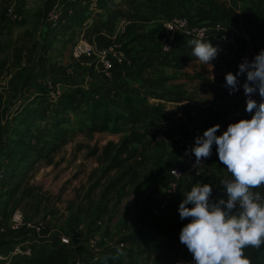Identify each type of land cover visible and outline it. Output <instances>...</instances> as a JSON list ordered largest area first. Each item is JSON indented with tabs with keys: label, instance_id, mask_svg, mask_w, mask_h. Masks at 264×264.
<instances>
[{
	"label": "rangeland",
	"instance_id": "374dc122",
	"mask_svg": "<svg viewBox=\"0 0 264 264\" xmlns=\"http://www.w3.org/2000/svg\"><path fill=\"white\" fill-rule=\"evenodd\" d=\"M70 1L72 2L69 5L66 0H0V148L14 153L11 165L6 167L5 173H2L3 175L0 177V212L2 213L0 219L1 221L8 220L15 209H20L26 217L34 219H40L49 214L52 217L49 225L58 228L59 232L71 234L76 230L85 238L89 231L92 233L95 229L99 233V240L103 241L104 238H120L138 229L141 218L166 217V220H172L177 217L178 212L173 207L169 208L166 213L158 212L159 209L157 212L152 211V207L156 206L160 199H163L162 180L160 179L162 175L164 177L167 167L171 163L184 162L183 150L189 148L193 143L194 136L202 132L200 127L197 128V121L189 122L191 117L202 119L204 112L213 103L210 102L207 105L208 102L203 100L205 94L197 93L202 91V84L205 82L200 78L204 70L199 71L201 72L199 75L194 74L191 78L184 76L172 84L171 82L158 83V80L154 79L148 69H145L141 78H137L141 91L132 88L133 76L127 77L125 80L130 82L128 83L130 84L128 85L130 89L128 96L140 109V122L136 123L137 126L155 114L154 117H151L152 125L147 130L163 134L164 140L149 141L147 153L151 159L139 169L138 177L136 179H132L131 176L125 178L116 189L104 196L105 185L114 179L117 173L110 171L98 185L96 182L99 177L88 178V174L93 170V163H97L94 156L89 155L98 141L94 134L104 132H86L73 142L55 147L52 144L56 142L53 138L56 133L52 136H49V132L43 134V132L52 129L50 126L43 125L41 130L28 127L24 124V115H21L22 110L26 108L34 109L33 99L36 95L33 94L37 93L36 83L43 80L51 82L54 73L59 74L60 68L66 71L69 76L78 79V82L84 81L82 65H78L75 60L78 57L74 56V50L81 42L93 44L96 38L89 42L87 37L82 36L79 25L90 24L88 18L95 15V8L102 10L106 5L114 4L118 0H92L93 5L91 4V6L85 0ZM131 2L139 12L143 13L144 9H151V7L148 8L151 5L147 0H131ZM54 4L60 9V21L50 29L47 25L46 14ZM250 4V0H240L241 23L240 26L235 27L236 33L233 35L235 36L233 39L237 40L239 45L244 44L242 42L243 35L248 36L254 32L251 28L252 24L250 25L249 13L252 9ZM10 6L15 12H18L19 20L11 21L4 15V10ZM80 11L82 14L78 13ZM63 14H67L66 18H72L73 22L70 21L66 25L65 20L61 21ZM89 15L91 16L89 17ZM167 19L164 18L163 22ZM128 33L129 29L126 25L121 27L119 41L122 42L125 36L128 38ZM128 46V44L121 45V49L129 52L127 51ZM241 56L237 62L242 60ZM132 58H134L133 55L129 58L130 61ZM236 60L235 55L231 56L225 64L223 73L237 67ZM199 63L192 56L189 63V66L192 67L190 70L197 69ZM68 70L71 71L68 72ZM195 72L193 71V73ZM149 77L152 82L147 84L145 80ZM94 81H96L95 76ZM139 82L144 84L141 85ZM219 89L215 92V100L219 101L221 97L225 98L223 100L224 107H227L235 94L234 103L239 109L244 108L245 95L242 88H238L236 93L231 94L226 87ZM49 90L52 96L61 94V91L62 95L67 92L66 89L60 88L52 90L49 87ZM166 90L185 91V94L188 91L196 94L195 102L185 103L188 106L195 104L196 108H192L189 110V115H185L182 108H180L181 111L178 109L177 102L169 100L171 93ZM157 96H160L161 102L160 100L155 101ZM227 98L229 99L228 103ZM112 100L116 102V98L113 97ZM152 104H159V106L153 107ZM158 108H163L164 113H159ZM219 108L221 109V107ZM106 109L112 115L123 114V117L112 125L113 128L115 125H118L117 128H126V124H128L126 121L130 117L129 112L122 113L120 105L115 103H111ZM172 111L176 112V115H173L175 121L176 119L181 120L180 115H182L184 119L187 118L188 122L183 125L179 122H176L179 123L178 125L172 124V119L170 120L169 117ZM217 119L219 124L225 123L224 117L219 116ZM17 132L25 135L26 144L28 140L31 142L32 133L35 134L34 147L39 153L27 152L25 146L16 147L12 141L18 137ZM151 136L148 134L147 138L149 139ZM120 137L122 136L120 135ZM155 148L159 158L157 161L154 159L153 150ZM1 156H4L3 153L0 154V158H2ZM13 166L14 172L11 169ZM99 169H101L100 165L94 169L96 176L99 175ZM0 172H2L1 168ZM225 177V171L219 170L218 180ZM73 181L75 182L73 183ZM210 182L208 181L209 184H212ZM189 187L190 184L184 182L182 188L174 195L173 200L182 197ZM89 188L91 191L94 188L92 194L87 193ZM99 218L102 220V225L96 229L94 224ZM73 220L76 222H72ZM174 248L187 257L191 256L185 246H181V249L177 244ZM172 254L173 251L170 248L168 255L153 256L149 263L134 257L131 260L127 259L126 264L129 261L131 264H172Z\"/></svg>",
	"mask_w": 264,
	"mask_h": 264
},
{
	"label": "trees",
	"instance_id": "16d2710c",
	"mask_svg": "<svg viewBox=\"0 0 264 264\" xmlns=\"http://www.w3.org/2000/svg\"><path fill=\"white\" fill-rule=\"evenodd\" d=\"M85 1L86 3L90 4L91 0ZM147 1L148 3H155L157 0ZM195 1H197L199 4L206 5L209 9V14L212 15V19L219 21L224 28L230 26H240V0ZM160 4L163 10H174L172 0H161ZM2 16L3 14L1 15V17ZM66 17H68L67 14H63L61 21L65 20V24H68L70 21L73 22L72 18ZM136 17L137 12L135 11L131 0H118L114 4L106 5L102 10L95 9V15L90 18V24L79 25L80 32L82 33L83 37H87L88 41L92 42L93 39L99 37L102 34H111L121 20H131ZM204 39H207L210 42L212 40V37L208 36ZM213 44L216 46L222 45L220 41L216 40L213 42ZM188 50L189 46L184 41H177L172 49L166 55H164L167 60L164 61V63L168 65L169 61H173L174 63L172 64V66L175 68H180L190 59ZM87 59L88 58L84 55L78 57V60H83L85 62L88 61ZM237 61L238 57L235 62ZM150 64L151 62L147 60L144 63H141L136 71V77L141 78L143 70L148 68ZM236 64L238 65V62ZM235 69H237V67H233L231 72H235ZM219 80L224 82V76ZM145 82L147 84H150L152 80L149 77L147 80H145ZM139 83L141 85L144 84L143 82ZM204 85L207 86V89L211 88L206 84V82H204ZM75 92L78 93L79 90H76ZM171 96L172 97L169 98V100L175 102L187 101V103H193L196 101L195 99H191L193 97L187 96V94H185V91L175 92ZM234 97L235 94L224 110L223 117L225 118V126L221 127L218 130L217 134H219V131L223 130L229 122L235 121L241 117L247 118L250 115V113L245 112L244 108H238L237 104L234 103ZM253 98L257 101H259L260 99L258 94H254ZM74 99V95L72 94H56L55 96H52L50 92V94L48 95H41L39 99L41 110L38 114V119H50L51 122L56 126L62 123H70L69 113H73L75 111V108H77V106L74 105ZM111 103L112 102L110 101L92 99V106L82 107V109L80 110V116L73 122L75 124V128H73L72 130L65 129L62 132H59V138L57 142L52 144V146H59L67 140L69 135L76 134V132H116L117 128H113L112 125L116 124L118 119L123 117V114L112 115V113L106 109L109 105H111ZM186 104H184L181 108L185 115H189V110H192V108H196V105L189 104L191 106H188ZM152 106L158 107L159 104H152ZM120 110L122 111V113H130L133 124L140 122V109L133 102V100L129 98L128 95L122 99ZM158 112L163 114L164 109L158 108ZM148 134L152 135L151 137H149V139L147 138ZM155 134L156 132H149L147 129L141 131L136 128H131L128 135L121 138V140L117 142L108 141L100 149L98 147H94L91 150L90 155H96V159L101 166V170L98 176L99 179L97 180L96 185L100 184L102 178L105 177L110 171H115L117 173V176L105 185L103 189L104 196H106L113 189H116L125 178L131 176L132 179H136L138 177L139 169L144 163L148 162L151 159V156L147 153V150L149 141L153 142L155 140ZM16 135L18 137L15 141H12L16 147L25 146L27 148V152L34 151L36 153H39V151L33 145L29 144L28 142L27 144L25 143V135H21L19 132L16 133ZM153 151L155 154L154 159L157 161V159L159 158L156 153V148ZM0 153H3L4 155L2 156L3 160L12 161L14 154L13 152H9V150L5 148H0ZM193 161L194 157L191 154V158L188 162H183V164H176L181 166L182 173L186 175L187 173H189L188 170L190 167V163H193ZM172 164L174 163H171L169 166H171ZM198 167L200 171L199 174L190 172L193 176V180L191 183H208L207 181H211L212 184H209L210 186H212L211 198L216 199L220 196H223V189L219 185L218 171L224 170L226 177L229 174L227 173L226 168L218 161L215 152V145H213L211 155L208 158L202 160L201 164L198 165ZM94 175L95 170L91 173L90 179H92ZM164 178L165 175L164 177L162 175L160 180L163 181ZM253 190L259 191L262 195H264V186ZM173 197L174 196H172L167 201V203L159 209L158 212L166 213L171 207L177 210V205L182 197L176 200H173L175 198ZM161 218H141L138 229L129 234L127 233L121 236V241L124 245L121 249L106 250L103 252L99 261L92 262L91 264H126L127 259L131 260L134 257L140 258L145 263H149L153 256L155 257L158 254H161V256L168 255V250L170 248H174V246H176L177 244L180 245V248L181 246H184L179 242L178 232L180 227L187 222V218L181 220L178 215L175 219L172 220H166V217H163L162 219ZM40 243L41 244L34 251L33 255L30 258L16 259L15 264H72L70 255L67 254L62 246H59L55 243L50 244L49 242ZM244 253L245 256L249 259V264H264V244H262L258 248L249 246L244 249ZM182 255L186 257L184 254ZM127 264H131L130 261Z\"/></svg>",
	"mask_w": 264,
	"mask_h": 264
},
{
	"label": "clouds",
	"instance_id": "9594fccd",
	"mask_svg": "<svg viewBox=\"0 0 264 264\" xmlns=\"http://www.w3.org/2000/svg\"><path fill=\"white\" fill-rule=\"evenodd\" d=\"M188 43L201 65H211L217 57L218 47L207 39ZM224 85L229 94L243 89L244 110L250 115L229 122L219 134L220 125L213 123L189 146L198 166L215 145L218 161L229 174L219 181L223 196L212 199V186L196 182L177 205L179 218H187L178 239L191 253L193 264H249L244 249L264 244V195L253 190L264 186V48L251 59L242 58L235 74L225 72Z\"/></svg>",
	"mask_w": 264,
	"mask_h": 264
},
{
	"label": "crops",
	"instance_id": "0c3cea01",
	"mask_svg": "<svg viewBox=\"0 0 264 264\" xmlns=\"http://www.w3.org/2000/svg\"><path fill=\"white\" fill-rule=\"evenodd\" d=\"M160 1L161 0H157L155 3H148L149 5H151L148 8L151 7V9H148V10L144 9L143 13L142 11L139 12L137 9L134 8L135 11L137 12L136 18L131 19V20H126V19L121 20L119 24L117 25V27L115 28V30L111 34H102L96 38V41L93 42L94 45L99 46V47H110V46H114L117 44L121 48V45L123 46L124 44L129 45L127 49V51L129 52L123 51L122 50L123 48L121 49L124 52L126 58H128L129 62H124L121 64L115 63L114 68L112 69L109 76H106L103 74L102 68L99 62L93 59H92L93 61L91 62V59L88 58L87 59L88 61L86 62L83 60L75 59L78 65H82L81 70L83 71L82 77H84V81H81V83L78 82L77 81L78 79H76L75 77L69 76L67 72L64 71L62 68H60L59 74L54 73L55 76L53 75V79L51 82L47 80L46 81L43 80L42 82L36 83L33 80V82H35L37 86V91H36L37 93L33 94V95H36V97L33 99V104L35 103L34 109L28 110V108H26L22 110L21 115H24V118H25L24 124L27 125L28 127H33L36 130H41L40 128L43 127V125L50 126L52 129L46 132H43V134L49 132L50 133L49 136H52L54 133H56L53 136V138L57 142L59 138V134H60L59 132H62L65 129L72 130L73 128H75V124L73 122L76 120V118L80 116V110L82 109V107L92 106V99L110 101L117 105H121L122 97L129 95L128 91H130V89L128 85L130 84L128 83L130 82H127L128 80H125V79L129 77L130 75H132L134 79L133 83L131 82L132 88H136L141 91V89L138 86L136 71L138 67L140 66V64L144 63L146 60L151 62L150 66L146 69H148V71L151 73L154 79H156V81L158 80V83L171 82L172 84H175V82H178L181 78H184V76H186L187 78H191L193 77L192 75L194 74L199 75L201 73L199 71L204 70L203 74L200 75V78L204 79L203 81H205L206 84L209 85L211 88L207 89V86H205L204 82L202 81L203 82L202 91H198L197 93L205 94L203 97V100L204 102L206 101V103L208 102L207 105H209L210 102H212L213 104L211 105L209 109L206 110V112H204L202 119H199V118L195 119V117L194 118L191 117L189 122L191 123V121L192 122L197 121L198 123L197 128L200 127L201 130L205 129L206 127L212 125L215 122L219 124V121L217 118H219V116L223 117L226 106L224 107V104H223V100H225V98L221 97L219 101L215 100V92L216 90L217 91L220 90L219 88L221 89L225 88L224 82L219 80L221 77L224 76L223 71L225 68V64L230 60V57L233 55H235L238 58H240V56L243 55L241 56V59H242L246 53H251L254 55L261 48H263L262 36L264 35V18H263L264 0H250L251 2L250 5L252 9H251V17H250V13H249V17L251 18L250 25L252 24L251 28L254 30V32L248 36L243 35L242 42L244 44L239 45V42L237 40H234L235 36L233 35L236 33L235 26H230L226 28L223 32L224 36H222V38H212V40L210 41L212 44L215 40L220 41L222 43L221 46H217L218 54H217V57L210 62L211 65L210 64L201 65L199 63L198 68L193 69V70L192 69L190 70V68L192 67L189 66V63L192 60L191 47L188 43L189 40L191 39L189 38L183 39V41L189 46V50H188V55L190 56L189 61L183 64L180 68L173 67L172 66V64L174 63L173 61H169L168 65L164 63V61H167L166 57L158 51V47H157L158 38H159L161 28L163 25V20L164 18L167 19L169 18L170 15H175V14L185 15L186 17H188V20L191 24H202V23H206L208 21L214 20V19H212V15L209 14L208 7L206 5L199 4L195 0H172L174 10H163L160 4ZM66 2L67 4L70 5L72 1L66 0ZM91 4L93 5L92 0L90 1L89 5L91 6ZM78 13L82 14L81 11ZM90 16L91 15H89V17ZM88 20L90 21V18H88ZM83 25H88V24H83ZM124 25H126V27L129 29V33L127 34L128 38L125 36V38L121 42L119 41L120 40L119 31H121V27H123ZM131 55H133L134 58H132L130 61L129 58L131 57ZM88 66L92 68H89ZM199 66H202V67H199ZM69 71L71 70H68V72ZM144 71L145 70H143V72ZM193 71H196V72L193 73ZM188 73L191 75H186ZM94 76L96 78V81H94ZM87 79L88 81H86ZM49 87L52 90H56L59 88L66 89L67 92L63 93V95L64 94L74 95V98H75L74 105L77 106V108H75V111L73 113H69L70 123H66V124L62 123L56 126L51 122L50 119H47V118L38 119V114L41 110V105L38 99H40L39 98L40 95L50 94L51 91L49 90ZM76 90H79V92L76 93L75 92ZM166 91L172 94L175 93L174 91H171V90H166ZM186 92H187L186 94L189 97H193L191 99H195L194 97L196 94H193L192 92H188V91ZM61 94H62V91H61ZM113 97L116 98V102L112 100ZM159 97L160 96H157V100L155 101H159L160 100ZM171 97L172 96H170V98ZM30 98H32V96H30ZM152 100H154V98H152ZM228 101L229 99L227 98V103ZM186 102L187 101L177 102V105L179 106L178 109H180ZM219 107H221V109ZM201 108H202V105H201ZM175 113L172 111V114H169L170 120L172 119V124L174 123L178 125L180 123L181 125H183L186 122H188L187 118L184 119L182 115H180L182 117L181 120L176 119L175 121V118H173V115ZM154 116L155 114L147 118L146 122H143L139 126H137V124H133L131 118L129 117L128 120L126 121V123H128L129 125L126 124V128H117L118 125H115V128H117V131L114 133H109V132L95 133V134L92 133L98 139V141L96 142V146L94 147H98L100 149L108 141L117 142L121 140V138L128 135L129 130L131 128H136L141 131L148 129L150 125H152V123L150 122V119L151 117H154ZM49 121L50 123H48ZM176 122H179V123H176ZM219 125L221 128L225 126V123H220ZM84 134L85 133L83 132H76V134L69 135L67 140L64 143L60 144L59 146H64L65 144L71 141L73 142L76 139H78L79 136H82ZM120 135L122 137H120ZM30 140L31 142H29L28 140V143L34 146L35 134L32 133V137L30 138ZM90 156H94V158L96 159V155H90ZM96 162L97 163H93L92 165L93 167L92 172L94 171V169H96V167L99 166L97 159H96ZM11 163L12 161L3 160V158H0V168L3 174L5 173L6 167L7 166L9 167ZM11 169H12V172H14L13 170L14 166ZM100 170L101 169H99V172ZM92 172L88 174L89 176L88 178H90V175ZM94 176L97 178L99 175L97 174V176L96 175ZM74 182L75 181H73V183ZM93 190L94 188H92V191L89 188V191H87V193L92 194ZM1 215L2 213L0 212V216ZM72 222L75 223L76 221L73 220ZM15 240L16 239L12 238L10 234H7L3 238V242L15 241ZM52 243L57 244V241L53 240ZM34 244L35 242L32 243V245Z\"/></svg>",
	"mask_w": 264,
	"mask_h": 264
},
{
	"label": "built area",
	"instance_id": "2783aa9c",
	"mask_svg": "<svg viewBox=\"0 0 264 264\" xmlns=\"http://www.w3.org/2000/svg\"><path fill=\"white\" fill-rule=\"evenodd\" d=\"M5 15L11 21L20 19L18 12H15L11 6L6 8ZM46 21L50 29L55 27L60 21V9L56 4L47 11ZM225 29L217 20H211L202 24H191L185 15L175 14L163 22L157 43L158 51L166 55L177 41H183L184 38L204 39L208 36L222 38ZM262 39L264 48V35ZM82 55L99 62L102 72L106 76L109 75L115 63L129 62L117 44L110 47H99L94 44L81 42L75 48L74 56L80 57ZM252 56L253 54L246 53L243 58L251 59ZM236 70L233 72L234 74ZM238 79L244 81L245 77L241 74ZM155 140H164V135L156 134ZM183 154L184 162H188L191 158L189 148L184 149ZM188 172L186 175L182 173L181 166L176 163L167 168L161 187L163 199H160L157 205L152 207L153 212H157L172 196L177 194L184 182L190 183L191 187L193 176L190 172L199 174V167L190 163ZM2 173L0 172V177H2ZM51 218L49 214L40 219L28 218L20 209H15L8 220H0V264H15L17 258H30L39 247L40 242L52 244L53 240L57 241V245L62 246L67 254L70 255L72 264H91L92 262H97L104 251L118 250L124 246L121 237L114 239L104 238L103 241L99 240V233L95 229L92 233L89 231L88 236L85 238L76 230L72 231L71 234L61 233L58 228H53V226L49 225ZM101 225L102 220L99 218L95 221L94 227L97 229ZM7 234H10L16 240L3 242V238ZM33 242H35L34 245H32ZM171 251H173L172 264H193L192 256L184 257L176 248H171Z\"/></svg>",
	"mask_w": 264,
	"mask_h": 264
}]
</instances>
